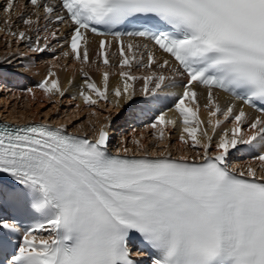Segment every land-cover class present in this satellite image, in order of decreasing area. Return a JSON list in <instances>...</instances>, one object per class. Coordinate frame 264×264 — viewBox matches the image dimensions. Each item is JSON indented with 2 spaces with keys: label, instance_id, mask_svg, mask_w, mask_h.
<instances>
[{
  "label": "snow or ice",
  "instance_id": "snow-or-ice-1",
  "mask_svg": "<svg viewBox=\"0 0 264 264\" xmlns=\"http://www.w3.org/2000/svg\"><path fill=\"white\" fill-rule=\"evenodd\" d=\"M28 4L32 14L16 0L3 7L4 31L28 41L20 57L63 39L70 51L62 56L84 65L86 34L101 37L96 57L108 66L117 48L121 83L110 88L104 70L98 86L81 67L79 97L97 116L110 96L117 109L137 103L142 80L139 103L158 113L147 126L157 143L133 136L129 148L125 137L111 151L112 113L83 135L69 131L71 118L0 121V264H264V0H25L19 8ZM13 12L27 31L13 30ZM5 65L13 60L0 61V83ZM134 66L145 73L134 75ZM19 87L36 98L33 87ZM35 88L49 99L68 91L51 68ZM168 100L174 115L154 107ZM170 128L196 155L173 154ZM237 153L260 174L252 162L232 165Z\"/></svg>",
  "mask_w": 264,
  "mask_h": 264
},
{
  "label": "bare ground",
  "instance_id": "bare-ground-1",
  "mask_svg": "<svg viewBox=\"0 0 264 264\" xmlns=\"http://www.w3.org/2000/svg\"><path fill=\"white\" fill-rule=\"evenodd\" d=\"M16 3H17V10L26 11L29 14H32L34 12V11L28 9L27 7L24 9H20L19 6L21 5V3H19V2H16ZM4 6H6V0H0V34L2 32L3 39L8 38L10 41L11 36L8 35L6 33V31H4V29L6 28V25L3 23V21L5 19H9L8 14H6L3 11ZM10 21H11L12 28L14 31H21V30L27 31L26 26L23 24L22 20H20L16 17L15 12H13L11 14ZM39 27L41 29V32L39 34L43 35L42 29L44 28V25L42 24L41 20L39 21ZM50 30H51V28H50ZM29 34L32 35L34 38L37 33L35 30H33ZM13 39H15V38H13ZM88 41H89L88 47H89L90 59H89V63H87V64L81 65L80 62L74 61L71 57L64 58L62 56V50L63 49L59 48L57 46L56 40H50L49 50L45 51L44 53H41L45 56L44 58L46 59L47 65L49 63V66L48 67L44 66L45 63L43 62L42 65L36 67L37 63L35 62V59H32V60H34L35 63L29 72L31 73L33 70L35 71L36 69L40 70L42 72L36 78L31 76L30 73H28L29 75H24V77L22 78L20 75L14 73V71L13 72L6 71L5 73L10 75V78L16 77V78L21 80L19 85L26 84V85H29L30 87H33L36 91V98L33 99L26 92H23L20 87H17L15 89L13 88L11 95H14V96H16V98L20 99L22 101L23 106L19 107V108L14 106L11 109H3V110L0 109V115L2 117L10 118V119H13L16 121H21V122H27V121H31V120L43 121L45 119V117H47L48 121L50 123H55V124L60 123V122H65V121L69 120L70 118L72 119V116H71L72 111H71V113L69 112V114L66 117H64V119L61 117V115H59V116L57 114L53 115L50 112H44L45 114L42 115L43 111L40 109L41 105L43 104L42 102L46 99H49V98L45 97L41 90H39L38 88H35L34 83L43 79L47 75L48 70L51 68L52 71H54L56 73V77L59 78L61 87L68 90L66 92L65 96H67L69 99H71V97L74 95L77 97V99L75 101H72L75 104V107L77 104L80 105L79 108H76L77 114H79L83 110H86L88 112L87 116L89 117V121L84 122L83 124H79V125H74V124H73L74 126L70 125L69 130L80 133V134H85V133L91 134L94 132V129L91 126L90 122H94L96 124V127H99V125L101 123H107L106 118L109 116V113L106 114L102 110H98L99 108H102V106L105 105L106 103H108L110 108L113 109V112H111L112 117H115L117 112H119V113L122 111H125V113L127 112L126 116L128 119L127 120L128 123H129V121L132 122V120L135 117H137V115H139V114H141L143 116H144V114L148 115L151 117V120H153L154 115L158 114V113H153L152 111H149L148 108L144 107L141 103H139V101L145 99V97L143 96V93L141 92L142 85H143L142 80H137L134 82V87H135L136 92H137V97L135 98L137 100V103L131 104L130 106L124 105L120 109H117L113 106L115 98L110 96L108 101H100L95 106L96 107L95 111L98 113V115L97 116L91 115L93 109L84 105L82 98H80L78 95L80 87L82 85H84V80L82 79L83 73L81 74L79 69L81 67H83L84 71H86L88 73V76L91 78V80H94L97 83V85L101 86V87H102V74H103V71L106 69H104V66L102 67L101 65H98L100 60H98L96 57V51L97 50H96L95 41L94 40H88ZM21 43L26 45L25 48H28V41H21ZM84 46L81 48V50H83ZM109 51H110V53L116 52V50L113 48L110 49ZM0 58H1V55H0ZM45 59H44V61H45ZM109 60H110L109 65L113 64V66L116 68V70H115L116 72L113 74H110V76H109V86H110V88H114L116 85L121 83L120 77H119V71L121 69L119 68V55H118V53H117V55H110ZM27 61H28V59H27ZM93 61H95V63H93ZM27 63L28 62H26V64ZM93 68L96 69L95 72L91 71V70H93ZM134 68H135V66H134ZM142 71H143V73H141V74H144L145 69L142 68ZM32 78L34 79V81L31 80ZM69 80H72L71 85L68 83ZM9 85H11V84L9 83ZM85 89H86V86H85ZM161 91L168 92L170 90L169 89H162ZM171 91H179V89H175V90H171ZM203 91H204L203 88L198 89V92L202 93ZM221 96H222V98L226 97V95L224 93H221ZM51 98L52 99L53 98L58 99L59 96H53ZM199 101L201 104L204 103L203 95H201L199 97ZM154 107H157L161 111H165V112H169V109H171L169 107L167 101H165L163 104H156V105H154ZM248 111L250 114L258 115V113H255L254 111H252L250 109H248ZM174 114H175L174 112H169V115H174ZM200 115H201V119H205V120L207 119V115L203 111V109H201ZM128 123H127V125H129ZM117 124L115 122H113V125L110 128V133L112 132L113 126L117 125ZM147 126L148 125L142 126V125H136V124L132 125V127L130 126L127 130L129 132V135L128 134L126 135L125 134L126 132L124 134L122 133L121 139L119 140V142H115L116 140L113 141V139H112V141H111L112 147L116 150V148L120 146V141L123 138L127 137V146L129 148H132L133 145L131 143V139L133 136H137V137L142 138L143 142L146 144L157 143V141L154 140V134H153L154 130L147 127ZM165 135L167 137L166 142L170 143L171 151L173 152V154L175 156H179L181 154H188V155L192 156V155H196V153L198 152V149L197 150L189 149V148L182 146L179 143V135H180V129L179 128H170L168 131H166ZM130 154H132V153H130ZM250 162L253 163L254 167L257 166L258 175H259L260 174L259 173V163L252 161L251 157L249 155H241L240 153H237L236 156L231 160L232 165H238L241 169H246L247 165Z\"/></svg>",
  "mask_w": 264,
  "mask_h": 264
},
{
  "label": "rangeland",
  "instance_id": "rangeland-1",
  "mask_svg": "<svg viewBox=\"0 0 264 264\" xmlns=\"http://www.w3.org/2000/svg\"><path fill=\"white\" fill-rule=\"evenodd\" d=\"M0 38H1L0 39V55H1L0 61L4 60L5 58H8V59L12 58V60H13V65H14L13 67H9L8 65L5 66V68H7L8 71H11V72L14 71V73H19V72L23 71V72H25V75H29L28 74V73H30L29 71H25V69H22V68H19L18 66H15L17 61L26 64V62H28L27 59H29V58L35 59V62L37 63L36 67L42 65L43 62L45 63L44 66H46V67L49 66V63L47 65L46 59L44 58L45 56L43 54H41V53H39V54H37V53H28V57L21 58L20 55H19L20 53L28 52V48H25L26 47L25 44H22L21 42L16 43V40L13 39V37L10 38V41H9L8 38L3 39L2 32L0 34ZM44 59H45V61H44ZM98 65H101L102 67L104 66V69H106V71H108L110 74H113V73L116 72L115 71L116 68L113 66V64L105 66V65H103L102 61H99ZM80 69H79V71H80ZM91 71L95 72L96 69L93 68V70H91ZM131 72L134 75L138 74L137 76L142 75L141 73H143L142 68H138V67L137 68L136 67L135 68L132 67ZM41 73L42 72L40 70L36 69L35 71L33 70L30 73V75L36 78ZM80 73L82 74L81 71H80ZM11 78L14 79V77H11ZM82 79L83 80L86 79V77L83 74H82ZM32 81H34V79ZM13 88L15 89V86L9 85V83L7 84L5 81L0 83V109L1 110H3V109H11L14 106H16L18 108L23 106L22 101L20 99L16 98V96H14V95H11L12 91H13ZM70 100L71 99H69L67 96L59 97L58 99H54V98L52 99L51 98V99L44 100L42 102L43 104L41 105V108H40L43 111L42 115L45 114L44 112H50L51 114L55 115L57 113V111H58V113H59L58 116L61 115V117L64 119V117H66L69 114V112L71 113V111H72V115L71 116H72V121H73L74 125L83 124L84 122L89 121V117L87 116L88 112L86 110H83L79 114H77L75 104L73 102L70 104L69 103ZM111 109L112 108H110L108 103H106L105 105L102 106V108H99L98 110H102L103 112L108 114V113L113 112V109L112 110ZM125 115H127V112L125 113V111H122V112H120V115H119L118 118H117V116L113 117V122H115L116 124L118 123L117 125L113 126V133L112 134H113V141L116 140L115 142H119V140L121 139V134L122 133L124 134L126 132L125 134L129 135V132L127 130H128V128L130 126L132 127V125H128V128H127L126 121L128 119H126L127 117H125ZM130 122L131 121H129L128 124H130ZM132 124H133V122H132ZM120 131H121V133H120ZM119 133H120V135H119Z\"/></svg>",
  "mask_w": 264,
  "mask_h": 264
}]
</instances>
